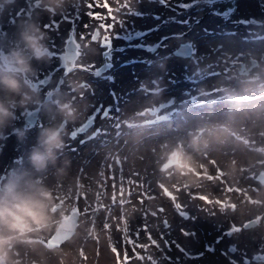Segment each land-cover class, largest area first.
Wrapping results in <instances>:
<instances>
[{"label": "rangeland", "instance_id": "rangeland-1", "mask_svg": "<svg viewBox=\"0 0 264 264\" xmlns=\"http://www.w3.org/2000/svg\"><path fill=\"white\" fill-rule=\"evenodd\" d=\"M90 1L72 0L68 10L65 11L63 15L51 16L53 21L51 24L49 23L50 17L48 18L45 15L44 10L39 4V0H16V3L9 5L5 9L3 16L0 17V50L2 51H7L11 42L15 38V28L18 21L31 16L39 19L41 23L48 24L45 27H43L42 24L41 26L48 32V43L53 52V58L48 63L33 62L34 67L37 69V74L30 80V83L32 87L36 88L39 96L36 102L31 106H28V108L31 109L37 107V115L41 110L44 115L45 112L51 110L50 99L45 97L47 92H49L50 98L53 97L55 99L59 97L61 99H70L76 107L78 103H84V105L87 106L82 111V113L84 112L82 114L83 117L79 114L78 116H81V118L78 117V121L76 119L75 121L67 122L66 124L67 134L64 138L65 141L69 139L70 142L65 144V146L68 147H64L63 152L60 155V160L58 161V166L64 160L70 161V164L66 169L67 172L69 167L74 168V165L78 164L80 159H83V161L89 165L90 162L94 158H97L98 154L101 153L105 158H103V160H106L108 157L109 162L107 161V163L111 165L112 169H119L117 171L120 174V177L113 176L112 178H109L107 176L108 168L102 172L103 169L99 163L97 166L99 168L97 171L99 172H96L95 174L91 173L90 178H88L89 181L86 180V184H84L87 189H93L92 186H94L97 196L101 200L98 203L94 200V203L92 204L91 201H89L82 206L77 201H73L70 205L64 197L66 193L53 189L51 180H58V176L55 174V169L50 166L48 172L41 174V176L43 181L53 189L56 201L54 208L55 215L58 220H60L61 213H68V209L71 208L72 204L77 203L75 205L79 214L76 220V227L73 234L57 246L50 247L47 244L41 245L38 243L39 240L36 241L35 239L34 244H19L23 245L21 247L17 245V258H19L21 264H23L22 252L28 253L33 249L34 253H29V257L25 260L24 264H35L34 262L37 260L41 262L44 260L47 264H64V245L73 236H78L77 243L83 248L87 243L86 241L94 238L93 232H95L96 224L101 226L100 223L102 221L96 223L95 216H92L91 214L92 211H95L97 216L99 213L104 212L103 207H106V203L115 202L116 204L119 202L125 207L123 212L126 214L128 212L136 214L135 221H132L131 217V220L128 219L131 221V224H133V229L136 228L135 231L139 236L141 244L140 252L142 253V251L146 249L147 246H145V244L147 243L151 246L156 245L152 248L155 250H149V254H151L150 258L157 259L158 261L155 260V262L150 263V258L147 260L142 259L143 257L139 255L137 264H162V259L170 260V264H181L180 258L183 256L182 253L193 251L197 256L200 252L207 251L203 245L204 243L213 246L212 255L206 254L201 260H197V262L194 261L192 264H232L233 260L237 261L238 264H264V258L263 260L254 258L256 254L259 255L264 252V244L261 243L263 237H261L259 230H257L259 226L256 222L245 226L252 219V214L255 211L257 212V210H260L261 201H264V181H261L260 179V177L264 178V152L257 150L261 155L258 157H256V155L252 156L254 158L251 160L252 166L243 170L241 168V174L238 175L235 173L233 177L228 176L227 182H225L230 187H235L238 183L245 185V190H242L243 193L239 195V201L243 198L244 193H250L251 195H257L262 198H255L260 206L257 204L255 208L253 206L250 207L252 208L250 210H248V208H245L247 210L243 209L246 211L243 212V218L246 216L247 218H240L239 221L229 220L230 217H227V214L220 213V211L215 213L217 209V206H214L215 204L207 202L203 204L201 200H197V202L192 200V197L196 194V187H199L198 189H200L201 194H205L206 196L211 195L212 198L219 196L221 198L219 203L221 202L227 210V213H229V210H232L235 207V203L231 201V199L234 200L235 197L233 199L230 191L226 193L225 189L222 188V182H224V180L220 182L216 180V182L212 183L211 181L215 178L205 179L202 176V181L196 180L194 183H189L187 180V176L189 175H183L181 177H178L176 174L167 175L161 169V164L163 163L161 159L162 153L178 142H182L186 150L192 152V154L199 158L200 161L203 160V169L206 170L207 166H210L207 157L212 156L216 158L214 154L215 151H218L222 158L226 157L229 150L232 151L233 155L238 153V148L232 145L233 141L238 142L237 145L243 151L252 150L245 148L238 140H235L230 131L237 130L243 134L247 133L256 141L258 140L262 142L264 140V117H256L257 112L251 113L250 115L248 114L249 109L257 110L259 108H264V93L262 92V88H264V38L252 42L253 46L251 49L249 48L251 44V36L262 31L264 33V20H262V16L259 17V24L257 26H249L245 33H242L246 35L248 40L245 42L242 39L235 38L238 41L237 44L235 43L236 40L234 41L231 37L229 38L225 35L209 33L210 31L227 29L229 28L228 25H223L220 21H208L205 20V18H200V14L202 13V15H204L207 11L206 7L214 6L212 5L213 0H93L92 11H94L95 14L92 19H89L85 16L86 6L84 3ZM221 1L224 2V4H228L227 7L229 6L236 9L237 15L248 16L250 12L253 11V8L249 7V0ZM221 1L219 4L224 6ZM119 7L121 9H119ZM219 10L222 9L219 8L218 11ZM64 15L68 17L71 25L68 28L67 23L65 29H60L58 22L60 17ZM94 26H98L100 33L97 38L93 40L91 38V31ZM156 26L157 29L155 30ZM67 28L73 30L76 40L79 41V46L77 45L78 52L73 61L74 66L71 69L64 71L59 62L60 52L63 51V41L67 34ZM121 29L124 31H121ZM62 30L64 31L62 32ZM188 38L191 40L192 51L194 41H205L195 47L194 51L197 52V55L191 59L189 56L192 52L188 57H181L173 52L174 47L180 42L186 41ZM101 39L104 41L108 40L111 42V45L103 46L102 42H100ZM254 45L257 46L256 50L254 49ZM150 46L155 47L150 50ZM107 48H109V55L104 54V51ZM212 51L215 52L213 57H215L216 60H212L213 63L211 65H206L201 68V71H198L195 65L199 63L200 59L207 58V55H211ZM224 52H228V56L232 54L228 57V59L233 57L230 59L232 62L226 59L227 57H225L226 54ZM239 52L243 54H239V57L234 56L235 53ZM141 55H145L146 59L151 58L149 60H154L156 63H162L164 66L161 67V65H158L151 67V65H149L150 61H148L144 63L146 68L143 66H138V68H132L131 66L126 67L127 64L131 65L135 61L139 62ZM248 56H254L256 58V63L251 67H248L246 72L243 71L244 69L238 70L239 61L242 59L247 60ZM189 59L190 61H188ZM104 60H108L111 64L106 66V68L100 72H95V69L101 65ZM120 61L125 63L121 64ZM208 61L211 62V60ZM228 63L232 68V70H229L228 74L220 75V80L210 78L211 75H217L218 70L222 69L223 66H226ZM55 71L56 74H54ZM106 72L108 73L107 75ZM135 72L147 73V75H150L149 79H153L152 81H155V83H159L160 81L161 84H163L160 87V93L155 96H158L157 98L159 100L161 99V102L164 104H166L165 101L167 100H171V103L163 106L165 108H161V111H159L160 113L169 115L171 111H177L178 113L183 114L182 117H173L172 123L162 126V128L167 130L162 136H154V134H162V128H160L159 133H153V131H151L148 134L142 128H131L129 121L116 122V116H118L117 111H115L113 107H110V105H113L111 104V94L109 95L108 101L102 100L101 92L106 90L109 85H114L111 80H114L116 76L125 79L127 74L137 77L134 76ZM164 72L166 73L163 75L162 73ZM230 72L231 74L233 73L234 76H231ZM52 74L54 76L53 80H51ZM160 74L162 75L161 77H159ZM45 75L49 77L42 82L41 79L44 78ZM101 77L104 78L96 80ZM70 80H77L82 83V87L79 91H69L71 88L69 86ZM247 81L250 82L249 85L245 84ZM125 84L126 83H118V86L124 91V93L128 94L131 87L126 88ZM214 84L219 85V88L221 89V92L219 93L223 95H226L225 93L233 92H251L255 93L256 97L254 101L244 103L227 102L224 99H221L223 95H220V97L214 98L213 100L202 99L201 101L191 99L193 92L206 90ZM149 90H152V86L147 87L144 91L146 96H149V93L146 92ZM113 92L120 95L119 91ZM187 95L188 98L186 100ZM168 96L169 98L167 100L162 99V97ZM208 101H212V103L209 104ZM192 102L195 104H192ZM193 105L197 108L194 111H191ZM144 108L147 111L152 110L150 112L156 110H154L153 104L145 105ZM94 110H96V115L92 126L90 127L89 125L86 129L78 130L71 135L70 132L74 129V126L87 117V113ZM235 110L239 112H236ZM79 112H81V110H79ZM207 115H212L214 121L210 118H205ZM98 117H101V120L106 121L103 133L105 138H102L100 135L98 136L97 133L100 128L98 129L94 126ZM195 117H197V122L192 123L193 118ZM45 118H47L48 124H50L51 117L48 113ZM162 120L167 122L170 121L167 119ZM138 124H141V122L138 121ZM257 124H259L260 127H256ZM116 125L119 127L118 130H115ZM39 127H35L33 124H28L26 120L23 119V116H21L17 123L9 126L5 130L4 135L0 136V163L3 166L7 165L12 167L14 164L11 162L10 155H4L3 153L5 150L19 146L18 149L23 151L20 156L22 162L19 166L22 164L26 165L27 162L25 157L31 146L36 142V137L38 135V130L36 129ZM13 128L33 129L35 132L30 133L27 131L23 140H17ZM196 130H203V138L208 141V147L199 152L193 151L189 145V133ZM81 131L83 133H81ZM8 142L10 143V147L7 145ZM149 142L152 144H148ZM154 151H158L156 154V166L153 169H149V172H147V167L145 166L143 170H141L137 163L145 159V153L153 155ZM205 152H208L207 156L203 155ZM131 153H135V156H137L136 164L134 165V169H131L128 166L130 170H126V162L128 159L123 158L125 154ZM106 154L109 156L106 157ZM253 167H255V169ZM216 169L224 172L221 167ZM145 173L147 174L146 176L143 175ZM248 173H253L252 177H249ZM74 174L75 172H73L71 177L68 178L72 180ZM189 174V177L192 179L193 176L191 172H189ZM5 176L6 174L4 172L0 173V181H3ZM139 181L143 182V184L136 190L135 185L136 182ZM158 181L159 184L156 186ZM125 183H127L128 186L134 187V189L132 190L127 187V184V189H125ZM257 183L259 185H257ZM88 184L90 187L87 186ZM255 184L257 186H255ZM162 186H168L172 194L176 196L175 201L178 203L174 205H165L161 201L157 202L155 200L156 207L161 206L157 208L156 212H158L156 214L145 215V212L138 208L136 204L140 203L144 196L145 199L147 197H154L157 199L155 196L160 195V187ZM84 187L85 186L83 185V187H79L78 189L80 190L82 188L81 190L86 192ZM78 189L75 191L74 196L76 198L80 197L81 199L83 198L80 194L81 190L79 192ZM190 189L193 190L191 194L192 197L189 194ZM260 189L263 191L262 193ZM142 193H144V196H142ZM224 201L226 202L223 203ZM128 206L133 207L128 209ZM167 209L170 210L171 214L166 212ZM65 210L67 212H65ZM83 210H89L87 211L90 217L89 222L96 225L92 228L88 227V230L84 229V233H82L81 229H78L79 220H81L80 218ZM106 210L107 211L104 214L106 216L104 218L106 219L103 218L102 223L109 219L108 221L110 222L112 229L114 223L122 224L124 223V220H126L124 218L125 214L114 215L112 208ZM261 211L264 212V209ZM107 216L109 218H107ZM227 220L229 222H226ZM230 222L240 224L241 229L240 231H236V236H234L233 231H230V233L228 232L229 229H227V225L230 224ZM55 228L56 226H53V229L50 230L51 233H47V238L51 236L52 231ZM97 229H99V227H97ZM115 236L117 240V231ZM199 236H202V238H199ZM142 243L144 245H142ZM173 243L174 245L178 244L176 248L180 247L181 249L178 248L177 251L176 248L173 247ZM231 245L233 246V250H230ZM226 256L230 257L231 260L226 259ZM119 258L123 259L121 255ZM123 261L126 262V260H122V262Z\"/></svg>", "mask_w": 264, "mask_h": 264}, {"label": "bare ground", "instance_id": "bare-ground-1", "mask_svg": "<svg viewBox=\"0 0 264 264\" xmlns=\"http://www.w3.org/2000/svg\"><path fill=\"white\" fill-rule=\"evenodd\" d=\"M87 1H90V0H87ZM92 3H93L92 1H90V3H84V5L86 6V10L85 11H86L87 17H92L93 16L92 14H95L94 11H92L93 10ZM119 9H121V8L119 7ZM51 16L52 15H50V17ZM92 18H90V19H92ZM125 18H127V17H125ZM68 21H69L68 17H66L65 15L61 16L60 19H59V22H58L59 23V25H58L59 28L60 29L65 28V26L68 23ZM52 22L53 21L51 19L50 20V24ZM156 29H157V26H156ZM121 31H124V30L121 29ZM78 42L79 41H77V43ZM196 55H197V52L194 51L193 54L189 58L190 59L192 57L194 58ZM214 55H215V52L212 51L211 55H207L206 56L207 58L200 59V61L198 63L199 65L198 64L195 65V67L198 69V71H201V68L206 66V65H211L213 63L212 60H216V58L213 57ZM231 58H233V57H231ZM140 59H141V61H139V62L135 61L131 65L127 64L126 67L131 66L132 68L133 67L134 68H136V67L138 68V66L139 67L143 66L144 68H146V65L144 63L148 62V61H150L149 65H151V67L157 66L159 64V63H156L154 60H149L151 58H149L147 60L145 58V55H141ZM190 59L188 61H190ZM208 60H211V62L208 61ZM219 62H221V61H219ZM229 70H232V68L230 67V64L228 63L226 66H223L222 69L218 70V74L217 75H211L210 78H214L216 80H220V75L228 74ZM165 73L166 72H164L162 74L164 75ZM54 74H56V71H55ZM134 74H135L134 76H137V77H133L132 75L127 74L125 79H123V78H121L119 76H116L114 80H111V82H113L114 85H109V87H107L106 90L101 92L102 100L103 101H105V100L108 101L109 95L111 94V104H113V105H110V107H113V109L115 111H117V115L118 116H116V122H118V121H121V122L129 121V124H130L131 121H133V120H135L137 118L138 119H140V118H155L156 122H151L150 124L143 125V126H137V127L135 126L133 128L134 129H141L142 128L148 134L151 131H153V133H155V132L159 133L160 128H162V126L168 125V122H162V121L159 122V120H158V117L160 116V112L159 111H161L160 110L161 108L162 109L165 108L163 106H165L166 104L162 103L161 102L162 100L161 99L159 100L157 98L158 96H155V95L160 93L159 90H160V87L163 84H161L160 81H159V83H155V81H152L153 79H149L150 75L149 74L147 75V73L135 72ZM230 75L234 76V74L233 73L231 74V72H230ZM161 76L162 75H160L159 77H161ZM51 80H53V78ZM107 82H108V80H107ZM117 82L118 83H126L125 84L126 88L131 87V90L128 91V94L124 93V91H122L120 89V87L118 86ZM245 84L249 85L250 82L247 81ZM149 86H152V90L146 91V92L149 93V96H146L144 91ZM206 86H207V84H206ZM263 89L264 88H262V90ZM113 91H117V92L119 91L120 95L114 93ZM219 92H221V89L219 88V85L214 84V85H212V87H210V88L208 87L206 90L193 92V94L191 95V99H193V100H201V101H202V99H213L214 97L223 95V94H220ZM225 94H227V93H225ZM232 94H242V95L246 94L247 95V94H250V93H248V92H233ZM148 97H150V98H148ZM168 98H169V96L168 97H162L163 100H167ZM187 98H188V95L186 97V100H187ZM146 99H149V100H146ZM145 103H147V104H145ZM32 104H34V102L30 103L29 105H27L24 108H27L28 106H31ZM150 104L157 105V109L155 111H153V112L147 113V112L144 111V106L145 105H150ZM192 104H195V103L192 102ZM257 106H259V105H257ZM86 107L87 106L84 105V103H78L77 104V108L79 110H81V112H79V114H81V116L84 113V112L82 113V111ZM24 108L19 109L17 111V119H16V121L13 124H15V123H17L19 121V119L21 118V112L24 110ZM196 108L197 107L193 105L191 111H194ZM50 109L51 110H48L47 112H45V115H44L42 110H41V112L38 113V115L36 117V120H35V124L36 125L40 124V126H46L48 124V120H47V118H45L47 116V113L49 114L50 117L54 114L53 111H52V108H50ZM236 112H239V111H236ZM255 112H257L256 117H258V118H260L261 116L264 117V108H259L257 110H250L249 109L248 114L250 115L251 113H255ZM143 114H145V116H141ZM170 114H171V118L173 116H178V112L177 111H171ZM81 116H78V117L81 118ZM205 118H207V119L210 118V119H212L214 121V119H213L214 117L212 115H210V116L207 115V116H205ZM59 119L60 118L57 116L55 122L59 121ZM249 119H251V118H249ZM50 121H51V123L53 122L52 120H50ZM77 121H78V119H77ZM193 122L194 123L197 122V117L193 118L192 123ZM170 123H172V122H170ZM105 124H106V121L101 120V117H98V120L94 124V126L96 128H98V129L100 128L99 132L97 134H98V136L100 135L102 138H105V136H103L104 125ZM36 125H35V127H36ZM91 126L92 125H90V127ZM130 126H131V124H130ZM256 127H260V125L257 124ZM118 128L119 127L116 125L115 126V130H118ZM38 129H36V130H38ZM162 129H163V131L161 132L162 134H159V135H155L154 134V136L155 137H159V136H162L163 134H165V132H167V130L165 128H162ZM28 132L32 133V132H35V131H33V129H29ZM84 132H86V131H84ZM81 133H83V132H81ZM245 135L247 136L248 134L245 133ZM247 137L250 139V142L253 145H255L256 147L259 146V147H261L262 150H264V140L262 142H260L258 140L256 141L255 139H252V137L249 136V135ZM15 138L18 140L17 136H15ZM12 139H14V138H12ZM65 142H66L65 144H67L68 142H70V140L67 139ZM148 144H152V143L149 142ZM237 144H238V142H234V141L232 142V145L237 147L238 150H239L238 153H236V155H233L232 151L229 150V152L227 153L226 157L222 158L221 155L219 154V152L215 151L214 154H215L216 158L211 156V159H208V161L210 162V166H207L206 170L203 169V166H204L203 160L200 161L199 158H197L196 156L193 155L194 159L197 161V167H196V169L194 171H190L192 176H193L192 177V181H193L192 183H194L196 180L202 181L203 177L205 179L206 178H215L214 180L211 181L212 183L216 182V180H218L219 182L224 180V182H222L223 183L222 188H224L226 190V193H228L230 191L231 196H233V199L235 197L234 200L231 199V201L235 203V207L232 210H229V213H227V210L225 209L224 205H222L221 202L219 203V201L221 200V198L219 196H216V197L212 198L211 195L210 196H206L205 194H201L200 189H198L199 187H196V194H194L195 195L194 197H192V195H191L192 191H193L192 189L189 190V194L191 195L192 200L194 202H197V200H201V202L203 204H205L204 198L208 197L209 199H208L207 203H210V204L212 203V204H215L214 206H217V209H216L215 213H218L220 211V213H222V214H225V215L227 214L226 216L230 217L229 220L239 221L240 218L241 219L247 218V216L243 218V215H244L243 212H246L243 209L248 208V210H250V209H252V208H250L252 206L255 208V206L258 204V202H256L255 198H259L260 196L258 197L257 195H251L250 193L249 194L244 193L243 194V198H241V200L239 201L238 200L239 199V195L241 193H243L242 190H245V185H241L240 183H238V184H236L235 187H233V186L230 187L225 182H227V179H228L227 177L228 176L233 177L235 173L239 175V174H241L243 169H248V167L252 166L251 165V160L254 159L252 156L256 155V157H258L259 155H261V153L258 152V151H255V150H246V151L244 150L243 151V150H241V148ZM7 145H8V147H10V143L9 142L7 143ZM65 147H68V146H65ZM18 148H19V146H16L14 148L5 150V152L3 154L4 155H7V154L10 155L11 162L14 165L12 167H9L7 165L3 166L0 163V173L4 172L7 175V172H9L11 169H13L15 167H19V165L22 162L20 156H21L23 151L19 150ZM157 152L158 151H154L153 155H150L149 153L148 154L145 153L144 154L145 155V159L142 160V161H139L137 163V165L140 166L139 168L141 170H143V168L145 166V167H147V172L150 171L149 169H153L156 166L155 164H157V159H156ZM105 156L107 157L109 155L106 154ZM136 157L137 156H135V153L125 154L124 155L123 159H128V161L126 162V167H127L126 170H130L128 168V166L131 169L132 168L134 169V167H135L134 165L136 164V159H137ZM103 158H104L103 154L101 155V153H100V154H98L97 158H94L90 162L89 165H87L85 163V161H83V159H80L79 163L74 165V168L69 167L68 171L65 172L64 175L58 176V180H54V179L51 180L50 179L52 181L53 189H57L59 191H62L63 193H66V195H64V197H65L66 201L68 202V204H70V205H71V203L73 201H77L81 206L86 204V203H88L89 201H91V204H92V203H94V200L98 203L101 199L98 198L97 193H96V189L94 188V186H92L93 189L90 188L91 189L90 190V189H87L85 184H86V180H88V178H90V174L91 173L95 174L96 172L97 173L99 172V171H97L99 169L97 167L99 165V163L101 164V168L103 169L102 172H104L105 169L108 168L107 176L109 178H112L113 176H119L120 177V174L117 171L119 169H117V170L116 169L114 170V168L112 169L111 165L107 163L108 157L106 158V160H103ZM222 160H223V162H222ZM124 167H125V165H124ZM218 167L223 168L224 172L218 171L216 169ZM241 168H242V170H241ZM253 168L255 169V167H253ZM73 172H75V174L72 177V180H73L72 181L69 178L71 177V174ZM146 173L143 174V175L146 176L147 175ZM187 175L190 176L189 173ZM196 175H198V176H196ZM92 176H94V175H92ZM189 176H187L188 177V179H187L188 181H189V178H190ZM5 178H6V176H5ZM108 183H109V181H108ZM126 184L127 183H125V189H127L126 188ZM142 184H143V182H141V181L136 182L135 189L137 190V188H140V186ZM157 184H159V181L156 183V186H157ZM83 185L85 186L84 190H86L85 197L81 198V199L80 198H76L74 196L75 191H77L76 189L79 188V187H83ZM257 185H259V184L257 183ZM257 185L255 184V186H257ZM87 186H89V184ZM108 186H109V184H108ZM127 187H129L132 190L134 189V187L128 186V184H127ZM251 190H252V188H251ZM260 191H261V193L263 192L261 189H260ZM142 196H144V193H142ZM263 196H264V194H263ZM118 197H120V196H118ZM155 197H157V199L154 198V197H147L145 199V196H144L143 200L140 203H137L136 206H138V208L143 210L145 212V215H147V214L151 215V214H156L158 212V211L156 212V210L158 208V207H156V201L157 202L161 201L165 205L166 204L174 205V204L178 203L177 201H175V197L176 196H174V194H172V192H171V195H167V196L166 195L165 196L162 195L161 192H160V195L159 196H155ZM223 197H225V196H223ZM226 201H224L223 203H225ZM114 204H115V202L106 203V207L105 206L103 207L104 212L103 213H99L97 216H96V212L95 211H92V213H91L92 216L93 215L95 216V219H96L95 221H97L96 223H98L99 221L103 222V218L106 217L104 215L105 212L107 211L106 209H111L112 208L114 215H117V214H119V215L123 214L124 215L125 214L124 218L126 220H124V223H122V224L121 223H114L113 229H112V226L110 225V222L108 221L109 219L107 221L105 220L104 223L101 222L100 223L101 226H98L99 224H96L97 226L91 224L89 222V220H90V217L88 215L89 213H87V211H89V210H83L81 218H80L81 220H79L80 222H79V225H78V229L79 230L81 229L82 233H84V229H87L88 227L92 228L93 226H96L95 230H94L95 232H93L94 233V238L91 239V240L86 241L87 243L84 245L83 248H81L79 243H77L78 236H73L63 247L64 254H65V256H64V264H135V263L137 264V262H138L137 259L139 258V255H141V257H143L142 259H146V260L151 257V254H149V250H152V251L155 250V249H152V248H154L156 245L155 246H151L150 244L147 243V244H145V246H147L146 249L144 251H142V253L140 252L141 251L140 239H139V236L137 235V232L135 231L136 228L133 229V224H131V221H130L131 219H132V221L136 220L135 219L136 214L131 213V212H128L126 214L125 212H123L124 209H125V207H123L124 206L123 204H121L119 202L116 203L115 205ZM68 207L70 208L69 205H68ZM131 207H133V206H130V207L128 206L127 208L130 209ZM263 209H264V201L262 200L261 201L260 210H257V212L254 210L255 211L254 213L250 211L251 213H253L252 217L253 216H257V219H258L257 223H258V226H259V228H257V230H259V232L261 234V237H263L262 239L260 238L262 240L261 241L262 244H264V230H262V226L260 228V223L259 222L261 220H264V212L261 211ZM245 210H247V209H245ZM79 211H80V209H79ZM90 211H91V209H90ZM65 212H67V211L65 210ZM166 212L168 214H171L170 210H168V209L166 210ZM130 217H131V219H130ZM143 217H145V216H143ZM148 217H150V216H148ZM107 218H109V217L107 216ZM104 219H106V218H104ZM112 220H110V221L113 222ZM226 222H229V221L227 220ZM239 225L240 224H237V223H234V222L233 223L230 222V224L227 225V229L230 228V226H234V230L235 231H233L234 232L233 234H234V236H236L235 235V233H237L236 231L237 230L240 231V229H241V227ZM97 227H99V229H97ZM52 229H50V230H52ZM50 230L44 231V232H42V234L40 233V235L35 236L34 239L36 237H39L40 240L42 238V239H44V242H45V240H47V233L50 232ZM116 231H117V238H118L117 240H116V236H115ZM121 233L123 234L124 238L125 237L129 238L130 242H128L126 240L124 242H122L119 239ZM199 238H202V236H199ZM38 243L40 244V242H38ZM168 244H169V241H168ZM41 245H43V244H41ZM142 245H144V244L142 243ZM177 245L178 244L174 245V243H173V247L174 248H176ZM18 246L21 247L23 245H18ZM209 246H210L209 250H207L205 252L204 251L200 252L197 256H196V253L193 252V251L182 253L183 256H182V258H180L181 259V264H192L194 261L197 262V260L198 261L201 260L203 258V256L206 255V254L212 255L211 253L213 252V250H212L213 246L212 245H209ZM178 248H180V247H178ZM178 248H176L177 251H178ZM146 250H148V251H146ZM122 251H127L128 252L127 253V258H126L127 262H125V261L122 262V260L119 258V256H120L119 254ZM29 253H31V254L34 253L33 249H31L28 253L27 252H25V253L22 252L23 264H24L25 260L29 257ZM226 259H227V256H226ZM150 260H151L150 263H153L157 259L150 258ZM38 262H41V261L37 260L34 263L38 264ZM170 262H171L170 260H163L162 259V264H170Z\"/></svg>", "mask_w": 264, "mask_h": 264}, {"label": "clouds", "instance_id": "clouds-1", "mask_svg": "<svg viewBox=\"0 0 264 264\" xmlns=\"http://www.w3.org/2000/svg\"><path fill=\"white\" fill-rule=\"evenodd\" d=\"M15 3L16 0H0V17ZM71 3L72 0H39L42 9L50 15H63ZM48 41V32L39 19L29 16L17 22L15 38L7 51L0 50V136L16 121L19 109L37 100V90L30 83L37 74L33 62L52 60ZM73 54L66 51L63 55L71 62ZM69 86L79 91L82 83L70 80ZM51 108L53 122L39 127L36 142L25 157L26 165L11 169L0 181V264H21L16 246L34 244L35 236L60 223L54 212L53 189L43 181L41 174L47 173L50 166L57 176L65 174L70 161L64 160L59 166L58 161L65 147L66 124L78 118L79 109L72 100L59 97L51 102ZM57 116L59 122H55ZM27 131V128H13L20 140ZM189 136L193 151L208 147L203 130L190 132ZM161 159V169L167 175L181 177L197 167L192 152L186 150L182 142L163 152ZM188 182H193L191 177Z\"/></svg>", "mask_w": 264, "mask_h": 264}, {"label": "water", "instance_id": "water-1", "mask_svg": "<svg viewBox=\"0 0 264 264\" xmlns=\"http://www.w3.org/2000/svg\"><path fill=\"white\" fill-rule=\"evenodd\" d=\"M65 51H63V53H61L62 55V61L61 63L65 65V69H69L70 67H72V61L74 59V55L73 54L71 56V62L68 61V59L64 58V53L66 51H71L72 53L75 52V50H73V46L72 43L70 41V37L67 39L66 43H65ZM179 49H177V52H182L184 54H188L189 53V42H185V43H181L178 47ZM188 48V49H187ZM106 53H109L108 50H105ZM106 65H108V63L106 62L105 64H102L100 66L99 69L97 70H101L104 69L106 67ZM35 112H36V108L34 110H32V112H30L29 114H27V116L25 117V119L28 120L29 123H33L34 121V116H35ZM92 121V116L91 114L89 115V117L82 123H80L78 125V128L76 130H81L86 128V126H88V124ZM73 133V132H72ZM261 181H264V178H261ZM69 213L63 214V216L60 218V223L58 226H56V228L52 231L51 236L48 238V246L52 247V246H57L59 245L61 242H63L64 239L68 238L69 236H71L73 234V231L76 227V220L78 217L79 212L76 210L75 207H72ZM252 223V221H250V224ZM233 249V246L231 245L230 250ZM254 258L257 259H263L264 258V253L263 254H256L254 256Z\"/></svg>", "mask_w": 264, "mask_h": 264}, {"label": "flooded vegetation", "instance_id": "flooded-vegetation-1", "mask_svg": "<svg viewBox=\"0 0 264 264\" xmlns=\"http://www.w3.org/2000/svg\"><path fill=\"white\" fill-rule=\"evenodd\" d=\"M251 0H249V2H250Z\"/></svg>", "mask_w": 264, "mask_h": 264}, {"label": "snow or ice", "instance_id": "snow-or-ice-1", "mask_svg": "<svg viewBox=\"0 0 264 264\" xmlns=\"http://www.w3.org/2000/svg\"><path fill=\"white\" fill-rule=\"evenodd\" d=\"M93 15V14H92Z\"/></svg>", "mask_w": 264, "mask_h": 264}]
</instances>
